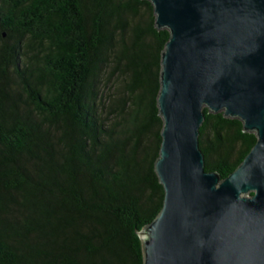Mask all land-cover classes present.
I'll list each match as a JSON object with an SVG mask.
<instances>
[{"label": "trees", "instance_id": "16d2710c", "mask_svg": "<svg viewBox=\"0 0 264 264\" xmlns=\"http://www.w3.org/2000/svg\"><path fill=\"white\" fill-rule=\"evenodd\" d=\"M169 39L149 0H0V264L144 263ZM203 112L205 169L224 179L258 138Z\"/></svg>", "mask_w": 264, "mask_h": 264}, {"label": "water", "instance_id": "95a60500", "mask_svg": "<svg viewBox=\"0 0 264 264\" xmlns=\"http://www.w3.org/2000/svg\"><path fill=\"white\" fill-rule=\"evenodd\" d=\"M149 1L170 39L155 163L165 197L140 232L143 264H264V0ZM204 107L258 138L224 179L205 169Z\"/></svg>", "mask_w": 264, "mask_h": 264}]
</instances>
